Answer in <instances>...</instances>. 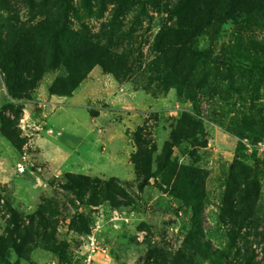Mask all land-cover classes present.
<instances>
[{
	"label": "rangeland",
	"instance_id": "obj_1",
	"mask_svg": "<svg viewBox=\"0 0 264 264\" xmlns=\"http://www.w3.org/2000/svg\"><path fill=\"white\" fill-rule=\"evenodd\" d=\"M178 1L7 0L9 11L0 9L29 25L54 23L64 6L69 28L99 49L45 71L29 99L16 102L22 114L11 128L24 141L19 149L0 132V236L25 227L24 248H31L26 257L8 248L0 264H84L91 239L105 249L91 264H209L194 248L192 209L172 187L180 165L205 175L201 239L224 254L222 262L242 260L247 247L264 264V133L251 143L238 129L264 113V79L253 66L262 57L255 46L264 27L242 12L222 14L196 28L194 46L203 54L191 57L185 35L169 29L174 21L165 8ZM55 81L69 94L62 96L73 97L49 104ZM8 101L0 72V112ZM185 112L207 143L180 141L157 169L155 159ZM237 149L258 186V221L240 229L222 210ZM140 151L150 158L137 173L132 156ZM77 175L113 184L116 200L92 205L88 187L73 188L69 177Z\"/></svg>",
	"mask_w": 264,
	"mask_h": 264
},
{
	"label": "trees",
	"instance_id": "obj_2",
	"mask_svg": "<svg viewBox=\"0 0 264 264\" xmlns=\"http://www.w3.org/2000/svg\"><path fill=\"white\" fill-rule=\"evenodd\" d=\"M1 10L8 12L7 0L0 6ZM169 18L174 21L169 29L174 34H183L190 42L188 53L191 57L203 54V51L194 46L196 40V28L202 25H209L212 20L217 19L222 14L232 16L242 12L243 15L252 19L257 25L264 27V0H179L173 7H166ZM65 7L57 12V20L54 23L46 19L39 20L34 24L26 25L18 18L3 17L0 15V72L6 89L8 101L0 112V132L11 142L20 148L24 141L19 134L11 127L22 114V106L16 102L28 100L31 92L36 88L37 83L45 71L52 69L58 64H69L73 60H81L88 57L89 53L99 50L87 38L75 34L65 22ZM62 19V20H61ZM260 44V45H258ZM255 46L262 53L261 58H257L253 64L256 71L263 75L264 79V37ZM100 56L103 55L100 52ZM83 78L79 76L70 85L73 89ZM56 81L49 87L50 93L59 95H69L65 91L56 88ZM6 112L13 117H9ZM251 117L243 120L239 126V135L249 139L251 143L258 142L264 133V113L261 116ZM174 125L170 132L162 151L155 159L157 169H162L169 161L171 148L183 140H194L197 145L205 146L207 141L203 139L205 132L200 124L190 113H184ZM247 132V136L244 135ZM202 137V138H201ZM147 158L140 161V156ZM149 156L144 151L132 156L137 173L145 172V164L149 161ZM264 163V161H263ZM174 183L172 185L174 193L192 209V229L191 236L194 240V248L198 255L207 260L209 264H260L254 260L253 251L245 247L242 260L236 262H222L223 253L213 249L201 238V212L204 197V172L195 167L180 165L176 170ZM68 179L70 174L65 175ZM74 182V189L82 190L88 187L94 195L92 205H97L102 201H115V188L113 184L104 182L99 186V179H90L87 176L77 175ZM258 196L257 182L253 180L251 169L244 163L243 157L236 150L235 159L231 165L229 181L227 184L224 204L222 207L223 215L228 218L238 229L250 227V223L258 221L254 216V205ZM1 199V195H0ZM13 214V210L10 208ZM15 218L13 219V223ZM20 229L15 225L6 228V234L0 236V255L8 248L14 249L18 256L26 257L31 248H24L29 231ZM25 234V235H24ZM264 239V226L258 232ZM51 236V235H50ZM51 241V247L53 245ZM50 247V246H49ZM59 245L53 247V251L59 249ZM24 252V253H23ZM181 264V262H180Z\"/></svg>",
	"mask_w": 264,
	"mask_h": 264
},
{
	"label": "built area",
	"instance_id": "obj_3",
	"mask_svg": "<svg viewBox=\"0 0 264 264\" xmlns=\"http://www.w3.org/2000/svg\"><path fill=\"white\" fill-rule=\"evenodd\" d=\"M102 251V252H105V249L104 248H99L96 243L94 242L93 239H91L89 242H88V246H87V249H86V252H85V255H84V258H83V263L84 264H91L92 263V260H93V255L98 252V251Z\"/></svg>",
	"mask_w": 264,
	"mask_h": 264
},
{
	"label": "crops",
	"instance_id": "obj_4",
	"mask_svg": "<svg viewBox=\"0 0 264 264\" xmlns=\"http://www.w3.org/2000/svg\"><path fill=\"white\" fill-rule=\"evenodd\" d=\"M96 71V70H95ZM93 73H94V70H93ZM95 73H97V72H95ZM89 85V84H88ZM92 85H96V83H94V84H92ZM100 85V84H99ZM90 88V87H89ZM101 88V87H100ZM106 90V89H105ZM88 90H84L83 91V95L84 96H88ZM105 93V92H104ZM73 97V95H71V96H68V97H65V96H62V95H55V94H51V95H49V100H48V103L49 104H53L54 105V103H56V104H61L62 102H63V100L62 99H65V98H69V99H71ZM63 105H61V106H59V107H62ZM53 127H55V128H59L60 126H57V125H53Z\"/></svg>",
	"mask_w": 264,
	"mask_h": 264
}]
</instances>
